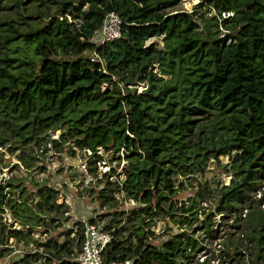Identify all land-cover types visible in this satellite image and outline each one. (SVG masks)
I'll return each instance as SVG.
<instances>
[{
    "label": "trees",
    "instance_id": "trees-1",
    "mask_svg": "<svg viewBox=\"0 0 264 264\" xmlns=\"http://www.w3.org/2000/svg\"><path fill=\"white\" fill-rule=\"evenodd\" d=\"M202 1L212 16L169 13L183 0H0V148L41 146L46 134L56 149L71 141L91 151L90 171L99 149L126 152L120 184L144 205L128 216L127 223L139 221L132 229L113 231L104 264L131 258L134 264H201L194 258L205 236L196 233L217 237L213 218L246 207L236 227L249 229L256 248L249 264H264V199L254 196L264 185V0ZM111 12L122 18V36L97 48L92 38ZM158 37L163 45L148 42ZM132 83L147 88L139 92ZM58 130L59 138L48 134ZM25 154V162L36 158ZM224 155L229 162H222ZM210 161L232 177L217 188L215 210L207 211L208 180L188 204L178 194L183 179L203 176ZM2 165L0 157V173ZM107 183L108 192L121 190L118 182ZM33 185L1 184L0 245L10 238L33 241L47 215L54 222L63 214L58 190ZM106 193L101 198L112 202ZM7 210L27 229L8 227ZM160 216L174 218L179 231L158 246L149 241V228ZM76 225L62 233V242L35 240L45 251L26 252L15 264H37L42 257L41 264H79L84 224ZM234 237L228 234L222 254L245 264L246 245Z\"/></svg>",
    "mask_w": 264,
    "mask_h": 264
},
{
    "label": "rangeland",
    "instance_id": "rangeland-1",
    "mask_svg": "<svg viewBox=\"0 0 264 264\" xmlns=\"http://www.w3.org/2000/svg\"><path fill=\"white\" fill-rule=\"evenodd\" d=\"M202 3V0H183L181 5L170 9L169 13L188 11L194 12L196 17L201 15L205 18L212 16L214 12L201 6ZM224 16L228 17L229 15L224 14ZM152 41L159 42L160 45H163L162 37L151 38L148 42ZM166 78L168 77L166 76ZM132 85L134 84H129V88H132ZM143 88L144 86L141 85L138 89L141 90ZM199 118H202V116H199ZM200 122L207 123L209 120L202 119ZM60 133L58 130L56 132L49 131L48 134H51V138L56 139L60 137ZM42 137H46L47 140L41 146H38L37 143H32L29 146L13 152L8 147L0 148V151L3 153L0 154L3 160L2 173L5 174L3 182L14 179L16 184H24L28 189L35 188L33 182H42L45 185L53 186L59 192L57 202L64 205L62 208L63 214L54 222H52L53 215H47L46 223L35 228L33 241L16 242L14 238H10L7 243L0 245V248L9 246L13 250L6 256H2L0 253V264H15V261L26 252H35L37 250L44 252L45 248L34 244L35 240L45 242L53 238L62 242L64 238L62 233L71 228L76 230L78 227L76 224L83 219L95 218L97 222L102 223L104 226L109 224L111 228L115 229L121 226H127L132 229V224L139 222L134 219L130 223H127L132 209L140 208L144 204L130 198L120 184L126 178L124 166L128 163L124 148L120 152L106 150L104 148L99 149L97 153L99 156L98 161L93 165L95 171H90V162L88 160L91 159V155L89 152L76 148L71 141L65 143L61 148L56 149L49 142L46 134ZM25 152H30L36 158L29 157L27 162H25L27 155ZM91 160H95V157H92ZM221 160L224 163L229 162V157L227 155L221 156ZM231 177V174L225 172L222 167L218 166L214 161H210L208 169L203 176L191 175L183 179L184 189L178 194V198L181 201H187L201 187L200 182L204 184L208 180L212 185V192L207 194L208 200L204 202V206L207 207V211L215 210L217 202L215 192L218 191L217 188L219 189L222 183L229 184ZM108 181L115 184L118 182L121 190L108 192L110 188L107 183ZM116 186L118 185L116 184ZM101 191L107 192L106 194L112 197L110 200L112 202L106 201V198H101ZM35 200V195L31 194L29 201L32 206L35 205ZM116 213L118 214L116 215ZM177 213L179 214L180 210ZM103 214L108 215L103 216ZM3 218L8 227L13 226V228L27 229V227H23L20 223L14 222L15 219L9 210L3 214ZM213 220L215 221V217ZM216 220L219 221L220 218ZM223 222L224 225H219V231L223 232L221 234L218 233V237L225 236L222 248L215 247L214 241L210 239H205L203 243L209 246V251L214 252V255H219L221 258L220 264H237L236 260L233 262L226 255L222 254V251L226 250L225 242H228L227 235L224 231L228 223L226 221ZM128 231L126 234H128ZM178 231L179 228L174 218L171 216H160L154 220V224L149 228V241L161 246L171 234ZM246 232L249 233V229L243 225L241 233L244 234V237L240 233L236 234L234 238H242L246 245V247L242 248L244 250L243 262L248 264L256 257V248L247 239ZM230 247L231 245H229V249ZM41 262H44L43 257L37 261V264H41Z\"/></svg>",
    "mask_w": 264,
    "mask_h": 264
},
{
    "label": "built area",
    "instance_id": "built-area-1",
    "mask_svg": "<svg viewBox=\"0 0 264 264\" xmlns=\"http://www.w3.org/2000/svg\"><path fill=\"white\" fill-rule=\"evenodd\" d=\"M121 36H122V18L118 13L111 12L105 17L102 26L95 32L92 38V42L95 44L97 48H99L104 44H106L107 42H111L116 39H119ZM91 58L92 60L95 61L99 59V56L96 54V52H94L91 54ZM141 85H143L144 88L139 90L138 88ZM131 87L137 88L139 92L147 88V86L144 83L134 84ZM88 152L91 153V151ZM254 196L256 199H264V185L261 186V188L256 191ZM262 206L264 207V200ZM248 211L249 208L246 207L239 212L231 213V215L227 219L223 218L224 214L218 213L215 216V221L213 220V228L219 230V225L221 226L224 225L223 221H226L228 224L226 225L227 228L224 229V231L227 235V239H228V234H230V236H235L236 234H240L241 230L236 227V224L240 223L242 225V222L248 215ZM217 218L218 219L220 218V220L217 221L216 220ZM90 219L88 220L83 219L82 221H80L84 224V228H83L84 238L82 243V249L78 254L76 260L79 262V264H104L103 251L110 243L113 242L115 238L113 231L115 230V228L106 230L102 223L97 221L92 222L90 221ZM215 223L217 224L215 225ZM222 232L223 231H218L219 234H221ZM198 233L201 236H205V237L200 238L201 240L200 247L195 252L194 261H198L201 264H220L221 258L219 257V255H214V252L209 251L210 249L209 246L206 243H203V241L205 239L206 240L210 239L211 241H214L215 247H218L220 249L224 244L223 239L225 236L222 237L217 236L215 238H210V237H206V234L204 232L198 231ZM198 235L196 233V237H198ZM240 235L244 237L243 233H241ZM134 261H135L134 258H131L126 260H115L110 264H134Z\"/></svg>",
    "mask_w": 264,
    "mask_h": 264
},
{
    "label": "water",
    "instance_id": "water-1",
    "mask_svg": "<svg viewBox=\"0 0 264 264\" xmlns=\"http://www.w3.org/2000/svg\"><path fill=\"white\" fill-rule=\"evenodd\" d=\"M4 178H5V174L4 173H0V186L3 183V181H4Z\"/></svg>",
    "mask_w": 264,
    "mask_h": 264
},
{
    "label": "clouds",
    "instance_id": "clouds-1",
    "mask_svg": "<svg viewBox=\"0 0 264 264\" xmlns=\"http://www.w3.org/2000/svg\"><path fill=\"white\" fill-rule=\"evenodd\" d=\"M225 15H226V14H225ZM227 15H228V14H227ZM137 90H138V89H137ZM81 150H82V149H81ZM81 150H80V151H81ZM84 151H86V150H84ZM86 152H88V151H86ZM90 155H91V153H90ZM77 256H78V255H77Z\"/></svg>",
    "mask_w": 264,
    "mask_h": 264
}]
</instances>
